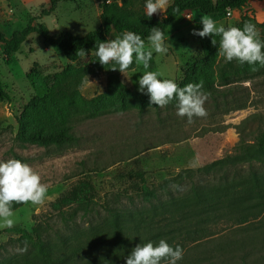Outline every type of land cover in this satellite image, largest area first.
Wrapping results in <instances>:
<instances>
[{
	"label": "rangeland",
	"instance_id": "obj_1",
	"mask_svg": "<svg viewBox=\"0 0 264 264\" xmlns=\"http://www.w3.org/2000/svg\"><path fill=\"white\" fill-rule=\"evenodd\" d=\"M172 1L167 0L161 12L158 10L152 16L161 18ZM106 4H125L134 16L145 14L138 0H0V33L10 38L28 25L40 23L55 37L61 33L82 37L101 25L102 7ZM242 15L264 23V1L252 0L243 9L231 11L230 16L204 15L199 11L181 14L165 34L172 47L164 56L153 53V66L148 70L180 82L182 70L202 53V38L192 34L193 29L201 27L200 17L210 16L225 26H237ZM116 36L114 33L110 39ZM70 66L76 65L69 63L58 48L45 45L37 34L29 35L18 52L8 58L0 45V86L9 97L8 101H0V159L20 157L48 188L42 204L22 203L14 211L12 227L0 224V259L22 253L16 241L17 230L31 232L37 228L45 241L53 242L100 223L110 209L148 207L170 196H182L193 183H214L218 174L196 171L234 155L240 142L253 145L264 130V66L235 60L226 63L218 56L211 71L215 90L205 93L203 106L207 115L194 116L189 123L187 117L176 115L174 106L149 107L143 113L134 109L143 94L137 90L136 81L145 71L134 61L131 69L118 74L123 86L122 100L110 92L106 75L84 77L75 85L74 93L86 102L77 98L71 117L75 143L62 148L21 145L16 140L17 119L53 107L47 85L53 82L55 74ZM122 103L124 109H120ZM92 112L96 116H91ZM249 168L264 173V165L256 162L238 169L243 174ZM135 172L143 174L144 186L154 197L145 199L137 194L133 184L139 182L131 178ZM185 172H192L191 178ZM82 186H88L94 197L88 207L54 206ZM262 220L239 228L228 224L235 229L236 240L248 242L250 237L254 241L251 245L255 247L247 251L246 264H264ZM225 226L221 222L215 230H225ZM244 253L239 251L237 258Z\"/></svg>",
	"mask_w": 264,
	"mask_h": 264
},
{
	"label": "trees",
	"instance_id": "obj_2",
	"mask_svg": "<svg viewBox=\"0 0 264 264\" xmlns=\"http://www.w3.org/2000/svg\"><path fill=\"white\" fill-rule=\"evenodd\" d=\"M250 1L173 0L161 18L147 17L145 14L134 16L126 10L125 4L122 7L106 4L102 7L101 25L82 37L70 33L55 37L46 25L40 23L28 25L10 38L0 33V45L5 58L17 53L29 35L37 34L45 45L58 48L69 63L76 65L55 74L53 82L47 85V95L52 99L50 105L53 107L17 119L16 140L24 146L42 148H62L75 143L71 117L78 99L86 102L78 98L73 89L84 77L106 75L110 92L122 100L123 86L118 79L120 72L110 69L108 65L102 66L94 55V46L99 41L108 40L112 34L119 35L127 30L139 34L146 42L150 28L158 27L166 34L168 27L183 13L199 11L204 15L224 16L228 10L243 9ZM141 3L144 6V0H138V4ZM245 21L254 23L260 39L264 40V23L258 22L253 16L242 15L237 27H242ZM212 39L217 42L216 45ZM218 42L219 37L209 35L202 38L201 56L190 67L182 70V80L177 83L179 86L202 82L204 93L215 90L211 71L217 65ZM81 50L85 51V57L80 54ZM149 63L152 67L153 58ZM132 67L130 65L129 69ZM4 100L8 101L9 97L0 86V101ZM167 106L174 105L170 103ZM149 107L158 108L149 104L147 94H142L134 109L143 113ZM120 109H124L123 103ZM90 115L96 116L95 112ZM29 122L32 126H28ZM15 158L22 160L18 156ZM253 162L264 165V130L253 145L240 142L234 155L216 160L196 171L205 175L218 174L214 183H193L182 196H170L148 207L110 209L108 216L100 223L75 230L53 242L45 241L37 228L31 232L17 230L19 237L16 241L22 253L0 259V264H125V257L136 244L159 239H165L172 246L179 244L183 248V259L178 264H246L244 261L249 256L247 251L255 247L251 245L254 241L249 240L250 237L248 242L236 240L235 229H231V224L238 228L245 227L264 217V173L249 168L246 173L240 174L238 169ZM190 173L185 172L184 175L191 178ZM131 178L139 182L133 184L138 195L145 199L154 197L152 191L144 186L142 173L135 172ZM93 201L89 187L82 186L60 198L54 206L59 209L79 204L86 208ZM21 205L13 203L14 211ZM221 222L226 225L225 230L217 232L215 228ZM217 236L220 238L215 240ZM239 251L245 253L238 259Z\"/></svg>",
	"mask_w": 264,
	"mask_h": 264
},
{
	"label": "clouds",
	"instance_id": "obj_3",
	"mask_svg": "<svg viewBox=\"0 0 264 264\" xmlns=\"http://www.w3.org/2000/svg\"><path fill=\"white\" fill-rule=\"evenodd\" d=\"M167 0H144V11L151 17L165 7ZM231 15V12H228ZM200 29H193L192 34L201 38L211 35L219 37L218 55L227 62L264 66V40L260 39L256 25L245 21L242 27L225 26L210 16H201ZM145 39L133 31H123L116 38L99 41L95 44L94 55L102 65L124 73L130 65H141L145 71L138 78V91L147 94L149 104L163 108L173 103L176 115L187 117L188 122L195 117L207 115L204 103L206 94L202 91L203 83L189 82L179 86L173 78H161L163 73L148 70L153 53L164 56L172 47L165 33L158 27L150 28ZM214 45L217 44L212 39ZM85 57L86 53H80ZM47 185L41 183L40 175L26 162L16 159H0V224L12 227L14 224L13 203H31L40 205L46 198ZM183 248L170 245L165 239L148 240L136 244L125 257V264H178L183 259Z\"/></svg>",
	"mask_w": 264,
	"mask_h": 264
},
{
	"label": "built area",
	"instance_id": "obj_4",
	"mask_svg": "<svg viewBox=\"0 0 264 264\" xmlns=\"http://www.w3.org/2000/svg\"><path fill=\"white\" fill-rule=\"evenodd\" d=\"M229 11H230V10H228L227 13H226L227 16H230V15H228V12H229ZM230 12H231V11H230Z\"/></svg>",
	"mask_w": 264,
	"mask_h": 264
}]
</instances>
